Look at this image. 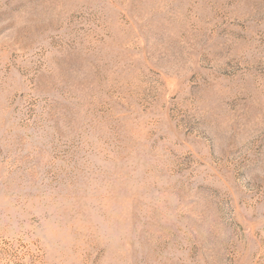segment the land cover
<instances>
[{
  "label": "rangeland",
  "instance_id": "obj_1",
  "mask_svg": "<svg viewBox=\"0 0 264 264\" xmlns=\"http://www.w3.org/2000/svg\"><path fill=\"white\" fill-rule=\"evenodd\" d=\"M0 264H264V0H0Z\"/></svg>",
  "mask_w": 264,
  "mask_h": 264
}]
</instances>
